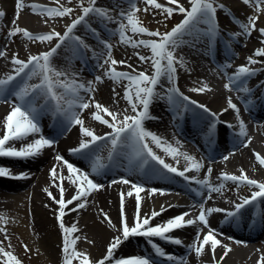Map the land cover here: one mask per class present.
Instances as JSON below:
<instances>
[{"label":"bare ground","instance_id":"obj_1","mask_svg":"<svg viewBox=\"0 0 264 264\" xmlns=\"http://www.w3.org/2000/svg\"><path fill=\"white\" fill-rule=\"evenodd\" d=\"M160 4L164 7L176 8L177 5L170 3V0H159ZM186 2L187 0H181ZM228 1L232 2L229 3ZM18 0H1L0 11L4 13L12 12L16 9V4ZM64 2V1H62ZM218 5L222 4L225 7L223 9H228L227 14L222 12V9L217 10L216 19L218 22L219 30L229 36L231 33L242 32L240 24L247 23L249 17H257L256 29L252 31L251 35H240L234 40L242 50L241 53H237L234 48H227L228 51L232 52L233 59L230 67L223 68L222 73L227 79L226 82L219 80V77L211 75L203 62V47L193 40L197 35H189L192 40L186 39L185 44L188 49L195 48L200 50V56L193 57L191 53L188 54L187 51H182L180 53H175L177 59L183 57L184 66L177 64L176 72V85L179 88V92L183 93L184 96L190 98V100H196L199 104H204L210 110L209 112L190 104L188 101L183 100L179 95L175 96V102L170 103L165 99H155L149 109L150 117L143 121V127L147 131L155 133L162 140V145L157 146L154 143L149 142V146L153 151L160 156L165 163L177 168L178 171H184L185 168H189V171L185 172V176L189 177L186 180L175 173L166 174L168 178L164 181L163 173L160 171H152V177L154 182L161 184L165 182L163 194L160 191L153 193L151 188H146L140 192V213L143 217L144 215H150L152 211H160L161 206L167 209L160 216L156 217L152 224L166 222L169 218L180 215L184 212H189V216L185 219L195 218L199 215L200 204L204 203L205 209L207 208H219L223 209V212H214L208 216L209 227L216 230L217 239L221 240L222 244H228L232 251L220 264H264V242L261 240V233L264 232V199L258 198L254 202L259 204L256 206L259 211L263 212V215L258 214L253 216L254 222L243 224L242 227L239 225H234L233 229L239 231H245L246 234H235L228 230L226 226V213L235 211V205L241 203L243 198L250 197L252 192L258 189L249 187L246 185H240L243 191L236 194L234 197L225 198L217 192H213L211 199H207L208 192L206 189L202 188L200 185L196 184L192 177L196 179L203 180L206 177L211 181L213 185H218V179L222 173H228L230 175H240L241 170L248 175L251 179H256L257 181L264 182V164H261L256 158L258 153L261 157H264L262 151L264 150V124L255 128H251L249 121L243 113V108L249 107L245 102V95L247 92L237 88L244 86V88L249 89L252 93L264 94V56L255 55L256 50L264 47V35H261L259 29L264 28V9L262 8L256 14L249 11L251 8L249 2L245 3L244 0H215ZM25 5L38 4L46 8H60L65 6H59L55 3H46L44 0H23ZM97 5H103L102 2H96ZM166 4V5H165ZM190 0L187 6L189 7ZM26 6L27 11L32 12V8ZM185 7V6H184ZM33 14L23 13L14 21H6V24L15 27L26 28L33 34L47 33L50 31L64 33L66 27L71 24L69 23H44L41 25L36 22L38 17L35 13ZM230 18V20L228 19ZM0 21L4 22L1 18ZM73 21V20H72ZM235 23L238 25V29H235L231 24ZM54 27V29H52ZM150 31H156L149 29ZM139 39H157L151 36ZM138 39V40H139ZM66 40V41H70ZM65 41V42H66ZM43 45L35 44L34 41L25 40L8 46L5 43H0V50L5 51V56L0 57V78H4L9 72H13L14 65L11 63L13 55H17L19 59L27 60L31 53L38 55L39 53L49 51L52 47H55L56 43H51L44 41ZM65 42L61 45L63 46ZM35 47V51L30 52V45ZM183 44V43H182ZM33 47V48H34ZM37 51V52H36ZM68 50L61 49L57 50L55 56L51 59V66L58 71L66 73V77H60L61 80H65L70 83L73 80L84 84L87 86L89 81L94 83V92L89 94L81 91L80 96L84 97L86 102H89L90 106L88 109H83L84 114L80 115V118L84 120V126L89 127L95 131L97 135L103 136L112 130L101 122L94 119L93 114L96 112L95 103L99 102L110 111L118 114V120H123L124 115H134L132 111L131 104L125 98V90L130 87L119 88L114 84L105 83L104 78L108 77L105 73L110 67H114L116 71L128 72L133 75L139 72H145L146 74L151 73L148 68L141 70L138 69L141 66L142 61L139 59L138 53L127 50L126 48H120L118 50L117 61H121L122 58L130 61L127 64L117 63L116 65L104 64L100 74L97 75V65L100 60L97 55L93 56L91 64L88 66L89 71L94 76L101 77L100 83L94 82L88 77H84L80 74L75 73L71 69V65L61 60L57 61V57H61V53L65 54ZM73 55L70 54L68 57L65 55L66 60H72ZM214 58L215 55H213ZM26 57V58H25ZM249 57L255 60L256 63H250ZM70 58V59H69ZM76 58V57H75ZM104 58V57H103ZM130 65V67H129ZM246 65L251 70H255V75L242 78L241 83L233 86L231 89L227 88L226 85L230 83L229 76L232 75L239 66ZM93 66V68H92ZM99 69V67H98ZM254 76H258V80L254 81ZM71 80H70V78ZM255 78V79H257ZM41 75L39 69L36 70V75H33L32 81L29 84H39L41 82ZM34 81V82H33ZM104 82V83H103ZM254 82V83H252ZM257 82V83H255ZM14 83V82H13ZM205 83H207L211 91L205 92H193L191 89L200 88ZM15 86V84L10 85V89ZM171 87L170 84L164 85L163 81L157 87V92L164 95V89ZM56 92L61 94L70 95L66 93L63 88L57 87ZM71 96V95H70ZM43 95L38 96V99L42 98ZM73 97V96H72ZM229 98H231L232 103L238 106L239 111H235L229 106ZM63 100H68V97L63 96ZM12 102H0V137L6 133L5 119L6 116L11 112L15 98H11ZM72 101V100H69ZM67 102V101H66ZM78 102V101H77ZM68 103V102H67ZM39 106V105H38ZM186 106V107H185ZM40 108V106H39ZM69 108H66V110ZM262 111L255 112L254 115L259 119L260 116L264 115V105L260 104L259 107ZM227 109V111H225ZM252 109V106H251ZM73 110V109H72ZM256 109L253 108V111ZM75 111V110H74ZM199 111L204 118L196 114ZM210 113H215L216 116L213 117ZM261 113V114H260ZM44 115V116H43ZM40 117V133H34L26 137L22 141H10L8 146H13L16 149L33 142L38 139L40 135L45 138H51L56 142L50 146L45 147L39 155L24 158H13V157H0V166L7 167L10 169L12 175H19L21 173H26L27 179H12L0 177V222H2L6 227L7 231H12L16 233L17 240L19 242H42V253L41 257L37 261L44 262L46 264H56V262L63 258V239L64 233L60 227V221L57 218L59 215V206L55 201L48 196L45 189L52 193V195L59 199V189L62 186L64 188V199L67 201L71 199L76 192V186L71 184L68 179V172L65 165L62 162L55 159L56 155H62L74 166L80 168L82 171L88 172L89 178L94 182L103 184L104 187L92 191L87 197V206L76 212L69 211L70 208L75 206L68 205L65 209L67 213L63 217V223L65 226L70 227L73 223L76 224L78 231L70 235V239L75 236H79L80 239L77 241L76 250L84 252L89 256L92 264H97L98 261L102 260L107 253V248L112 242L113 238L121 235L122 236V225H121V196L123 194V212L127 217L128 223L131 226L134 223L135 213H136V191L132 188L131 184H124L120 178L117 176L120 174L127 179H131L134 183H141L142 176H133L126 168L119 167L118 163L116 165H110L109 161H114L116 158L124 159L121 157L119 148L112 153L111 159L109 158V152L111 151V143L105 141L99 143L98 147L94 146L92 158H87L89 155H73L70 149L79 146L81 141L89 140V137H84L80 132L79 125H73L69 131L64 132L62 130V121L57 123L58 130L53 131L49 126V121H45V114ZM105 119L111 121V117L107 114L101 113ZM171 115H176L173 120L170 119ZM191 119V124L188 122ZM207 119V120H206ZM211 120V122L209 121ZM245 124V130L247 135L245 137H237V133L240 131V121ZM186 129H182L181 125ZM231 125V127H229ZM176 133L177 135H174ZM252 133H256L253 137ZM237 138V144L233 148V151L229 153L228 150L220 154H210L205 151L201 146H198L196 141L200 142L208 150H214L222 148V144L226 140H231V138ZM251 140L249 143L248 140ZM260 140V141H259ZM189 142L194 143L198 146L197 149L193 148ZM263 142V144H262ZM247 144V146H245ZM263 145V150H261ZM168 146L178 149L177 156L174 158L171 154L166 152L164 149ZM132 156L129 159L130 164L137 165V158L135 156L134 148L129 151ZM119 153V155H118ZM180 153H187L189 156L195 158L196 161L201 162L203 167L197 172L195 169L191 168V162L186 160ZM209 154V155H206ZM228 155V159L224 160L223 157ZM99 157L100 163L105 165L101 169L99 174L92 173L91 165L93 159ZM108 160V161H107ZM151 164L162 168L156 161L149 159ZM53 166L57 167L58 173L64 176V180L61 182L57 180L53 183V179L50 175V170ZM113 166V168H112ZM211 167L212 173L209 176L207 169ZM146 175H151L147 170L144 171ZM164 174V176L166 175ZM166 177V176H165ZM113 180L118 182L113 184ZM196 187L199 192H203V195L195 194L191 185ZM170 189H174L173 191ZM132 192V196H128V192ZM183 191V194L180 193ZM187 196L193 197L194 201L187 200ZM254 202L246 205L242 208V213H246L254 208ZM261 202V203H260ZM171 205V207H169ZM110 218L111 223L105 218L104 214ZM249 217V216H248ZM7 221L5 223L4 221ZM198 228H203L201 232V239L203 235L207 233L208 227H204L201 224L187 226L181 229L174 230L169 235H174L179 238L182 243L176 245L164 241L160 238H152L153 241L162 247L164 250L170 249L173 252L176 261H169L166 257H160L156 254L155 249L149 242V238L144 236H133L128 240L123 241L122 244L115 252V258H129L132 256H147L151 258L155 264H178L180 258H184L186 264H218L220 261V256L223 254V248L219 247L216 251L215 260L213 259L212 253L209 246H205L202 254L197 255L194 250L190 251L189 246L196 242V236ZM231 237V239H229ZM263 237V235H262ZM242 241V243L237 244L235 241ZM256 243V244H255ZM152 248L151 252L148 250ZM76 261V260H75ZM77 262V261H76ZM109 264V262H105Z\"/></svg>","mask_w":264,"mask_h":264},{"label":"snow or ice","instance_id":"obj_2","mask_svg":"<svg viewBox=\"0 0 264 264\" xmlns=\"http://www.w3.org/2000/svg\"><path fill=\"white\" fill-rule=\"evenodd\" d=\"M130 5L129 10L125 11L123 9L119 12V19L117 20L110 14V10L105 8L96 7V0H88V6H84V0H80V7L82 9V14L77 16L70 25L67 26L66 31L61 34L60 32L50 31L47 33L33 34L22 27H15L13 30L8 32V37L12 38L17 34H22L24 38L29 41H47L51 42L54 39L57 40L55 47H52L49 51L39 53L38 55H31L27 60L19 59L17 55H13L11 63L15 66L13 72L7 74L4 78H0V102H12L11 98H15L11 112L6 116L5 125L6 133L0 137V157H13V158H30L40 154V152L45 147L52 146L56 141L51 138H45L43 135H40L38 139H35L33 142L28 143L19 149H16L13 146H8L10 141H22L26 137L34 134L40 133V117L44 114L45 110L50 107L49 102L54 101V104L51 105L52 114L63 116L62 130L64 132L69 131L73 125H79L80 132L84 137H89V140L81 141L79 146L73 149H70V152L73 155H89L94 146L98 147L99 143L109 141L111 143V151L109 152V158L111 159L112 153L115 152L118 148H124L128 145H131L134 148L135 156L137 158V166L144 168L148 163L149 159L156 161L159 165L162 166L163 170H166L168 173H175L181 177H184L186 180L189 177L185 176V172L189 171V168H185L184 171H178L177 168L171 166L168 163L158 156L153 149L149 146V142L154 143L158 147L162 145V140L155 133L147 131L143 127V121L149 119V109L151 103L155 99H167L170 103L175 102V96L179 95L183 100L188 101L190 104L195 105L206 112L210 110L204 104H199L196 100H190L189 97L184 96L183 93L179 92V88L176 85V72L177 64L184 66L183 57L177 59L174 55V52L177 48L180 47L182 43H185V36L192 35V30L196 25L203 23L208 27L203 31V35L209 37L210 40H214L219 34V26L216 19V14L218 8L223 9L225 6L220 4L217 5L215 0H190L191 7L186 9L183 5L178 4V0H170V3L177 4L176 8L167 7L157 2V0H144L145 4L154 7L155 9H162L168 17H171L174 11H179L180 13L185 14V18L181 23L177 24L169 32L160 33L159 30L150 31L147 27L141 25V22L138 20L136 13L140 11L137 8V0H127ZM245 3H248V0H244ZM257 5L264 3V0H256ZM29 6L23 3V0H18L16 4L17 9V19L19 16L20 9ZM29 7L32 8L34 12L39 11L41 13H46L49 17H65L70 15L73 12L72 8L60 7V8H46L38 4H32ZM147 11V8L145 9ZM96 15L102 18L104 21L109 23H116L117 27L112 30V36H119V40L122 43L130 44L133 47L144 46L150 48L151 56H139V59L143 62L151 61L153 67V74L149 75L145 72H139L135 75L123 72L116 71L114 67H110L106 71V75L113 80L127 79L130 82V87L125 90V98L129 101L132 107L134 115H124L123 120H118V114L110 111L107 107L101 103H95L96 112L93 114L94 119L101 122L104 125H107L112 131L104 134L103 136L97 135L95 131L89 127L84 126V120L80 118L79 112L72 109H88L90 104L84 100V97L80 96V92L84 91L86 93L94 92V83L89 81L87 86L82 83H79L73 80L71 83L61 80L60 77L65 76L66 73L56 70L51 66V59L57 53V50L61 45L69 39L75 40L83 45V41L80 36L72 35L77 25H80L82 22H85L86 18L90 15ZM5 13L0 11V18L4 17ZM256 20L257 17H249L247 23L240 24L242 32L231 33L230 37L235 39L240 35L250 36L252 31L256 29ZM127 21V23H124ZM131 31L133 35L141 34L148 35L151 37H156L158 39H139L133 40L131 36L127 33ZM261 35H264V28L259 29ZM93 32L95 30L93 29ZM104 47L107 50V58L104 59L103 64H108L109 61L111 65H116L117 63L124 64L125 61H117L112 58V48L113 45L107 41H102ZM87 47V45H84ZM255 55L264 56V47L256 50ZM5 56V51L0 50V57ZM250 63H256L255 60H252L249 57ZM102 66V65H98ZM130 67V65H129ZM230 67V64L222 65L221 68ZM39 69V73L42 77L39 84H29L27 81L32 78L33 75H36V70ZM255 75V70L249 69L248 66L242 65L237 68V70L229 76L230 83L226 85L227 88L231 89L233 86L241 83L242 78H248ZM101 77L97 76L96 80L99 81ZM161 79H166L171 87L164 89V95L160 92H157V87L160 84ZM19 80V83L15 86V89H10V85H13V82ZM134 82V86L132 84ZM60 87L65 90L66 93H69L74 97L72 101H69V108L66 110L61 105L62 96L58 95L56 88ZM238 91L243 90L245 92L250 91L247 88H237ZM193 92H205L211 91L209 85L205 83L200 88L191 89ZM43 95L45 98V104L40 108L35 107V100L38 96ZM78 101V102H77ZM229 106L235 111H239L238 106L232 103L231 98H229ZM186 107V106H185ZM227 111V109H225ZM101 113L107 114L111 117V121L105 119ZM213 117L216 116L215 113H210ZM231 127V125H229ZM245 124L240 121V131L237 133V137H245L247 135L245 130ZM248 142L251 140L249 138ZM247 146V144H245ZM166 152L171 154L174 158L177 156L178 149L168 146L164 149ZM183 155L186 160L191 162V168L195 169L197 172L203 167L201 162L195 160L194 157L189 156L187 153H180ZM229 157L225 155L224 160H227ZM256 158L261 164H264V157H261L258 153ZM55 159L62 162L66 166L68 172V179L71 184L76 186L75 195L65 201L64 199V188L61 186L59 189V199H56L51 192L47 189L48 196L51 197L55 203L59 206V215L58 219L60 221V227L63 230L64 239H63V264H73L74 259L79 260V264H92L89 259V256L84 253L76 250L77 241L80 239L79 236L74 238H69L71 234L76 233L78 228L75 223L70 227L65 226L63 223V217L67 214L65 209L68 205L75 206L70 208L69 211L76 212L80 209H83L87 206V197L91 194L92 191L99 190L104 187L103 184L94 182L89 178V173L82 171L80 168L74 166L62 155H56ZM105 165L100 163L99 157L93 159L91 165L92 173L99 174L102 168ZM208 175L212 173V168L207 169ZM50 175L53 179V183L57 180L63 181L64 176L57 171V167L53 166L50 170ZM0 177L12 178V179H27L28 176L26 173H21L19 175H12L10 169L7 167L0 166ZM192 180L196 184L200 185L202 188L206 189L208 192L207 199H211L213 192H221L225 188L226 182H232L233 184L239 187L240 185H246L258 189L257 191L252 192L250 197L243 198L241 203L235 205V211L227 212L225 222H230L234 220L235 217L239 214V210L244 208L246 205L256 201L258 198L264 199V182L257 181L256 179H251L247 174L241 170L240 175H230L228 173H222L218 178L220 183L218 185H213L211 181L206 177L203 180L196 179L192 177ZM121 181L124 184H131L132 188L136 191V213L134 218V223L130 226L127 220V217L123 212V194L121 196V225H122V236L118 235L113 238L112 242L107 248V253L104 258L97 262V264H155V262L147 256H132L129 258H115V252L122 244L123 241L128 240L133 236H144L149 238V242L152 247L155 249V252L160 257H166L169 261H176L177 258L173 254L166 253L165 250L156 244L152 238H160L164 241L180 245L182 241L179 238H174L169 235L171 232L177 229H181L187 226H193L201 224L204 227H208V231L203 235L201 239V232L203 228H198L196 242L189 246V250H194L197 255L203 253L205 246H209L212 253L213 259L215 260L216 251L218 246L223 248V254L220 256V262H223L224 259L229 255L232 249L228 244H222L221 240L217 239L216 230L209 227L208 216L214 212H223V209L219 208H207L205 209L204 203H201L199 208V215L195 218L185 219L189 216V212H184L175 217L169 218L166 222L152 224V221L160 216L163 212L167 211L166 208L161 206L160 211H152L150 215L141 216L140 213V192L143 191L142 185L139 183H132L126 178H121ZM117 180H113L111 183H117ZM153 193L160 191L163 194L164 190L155 189L151 190ZM128 196H132V192L127 193ZM198 195H203V192H198ZM171 207V205L169 206ZM105 218L108 219V222L111 223L110 218L107 217L105 213ZM7 223V221H4ZM0 231H5V229L0 228ZM7 238V236H6ZM231 239V237H229ZM237 244L242 243V241H235ZM10 246V245H9ZM25 251H28L27 245H24ZM0 256L6 257L5 264H22V261L15 256L11 251H6L3 246V241H0ZM264 260V257L261 258ZM178 264H186L184 258H180ZM259 264V262H258Z\"/></svg>","mask_w":264,"mask_h":264},{"label":"rangeland","instance_id":"obj_3","mask_svg":"<svg viewBox=\"0 0 264 264\" xmlns=\"http://www.w3.org/2000/svg\"><path fill=\"white\" fill-rule=\"evenodd\" d=\"M44 1L46 3L50 2V3H55L59 6H65L68 8H72L73 12L70 15L65 16V17H56V16L49 17L46 13H41L39 11H36V12L32 11L35 13L36 17H38V20L36 22L40 23L41 25H43L44 23H56L59 21H60V23H69V22H72V20H74L77 16L82 14V9L80 7V0H44ZM62 1H64V2H62ZM98 1L99 2L101 1L103 3V5L101 4V5L96 6V7L105 8V9L110 10V14L113 17H115L117 20L119 19V12L121 9L129 10V8H130L129 3L127 1L124 2V0H96V2H98ZM121 2H122V4H121ZM157 2H160V1L157 0ZM228 2L232 3L230 1H228ZM248 2H249V6L251 7L249 9V11H252L251 13L256 14L257 12H260L259 10H261L262 8L264 9V3L257 5L256 0H248ZM0 3H1V0H0ZM179 3L182 4V1L178 0V4ZM183 3H184V6L186 9H190L191 4L189 5V7L187 6V4L189 3V0H187L186 2H183ZM216 4L218 5V3H216ZM84 6H88V0H84ZM136 6H137V8L140 9V11L136 13V15H137L138 20L141 22V25L144 27H147L148 29L159 30V32L162 34L165 32L171 31V29L173 27H175L177 24L181 23V21L185 18V14L180 13L179 11H174L173 14L171 15V17H168L167 14L162 9H155L152 6L145 4L144 0H137ZM146 8H147V11H145ZM165 8H167V7H165ZM127 10H125V11H127ZM227 10L228 9H222V12H224V14H227ZM32 12L27 11V9L24 7L22 9H20L19 16L22 15L23 13H28L31 15V14H33ZM92 17H94V16H92ZM1 19L4 22L0 21V43H5L8 46H12V45H15V44H18V43L24 41L25 38L23 37L22 34H17L16 36H14L12 38L8 37V32L13 30L15 28V26H14V24H12V25L6 24V21L12 22V21L17 19V9L12 10V12L5 13L4 17H2ZM228 19L230 20L229 17H228ZM93 21H95V20H93ZM105 23L107 25L109 24V22H106V21H105ZM124 23H127V21H124ZM231 25L234 26L235 29L239 28L238 25L235 23H232ZM110 26L113 30L117 27V24L113 22ZM207 27L208 26L204 25L203 23L196 25L195 28L192 30V32L193 33L196 32L195 34H197V35H195L196 37L194 39L191 38L190 36H188L187 37L188 41L190 39L191 40L193 39V40H195V42L197 44L199 43L200 46L205 48L206 47L205 41H209L210 39H209V37L203 35L202 33L204 30H206ZM52 29H54V27H52ZM66 29H67V27H66ZM66 29H65V31H66ZM112 30H111V32H112ZM238 30H240V29H238ZM220 33L218 34V36H220ZM127 34L129 36H131L133 40H138L139 38H142L143 36H148L146 34H144V35H141V34L133 35L130 30L128 31ZM221 35H225V34L222 33ZM193 36H194V34H193ZM154 38H156V37H154ZM105 39L107 42H109L113 45L111 55H112V58L115 60H117V58L119 56L118 50L120 48H122V49L126 48L127 50L132 51L135 54L138 53V56H151L152 55L150 48H146L144 46L133 47L130 44L122 43L119 40V36H112L111 33H109ZM224 39L222 41H224ZM25 40H27V39H25ZM54 42H56V39L51 41V43H54ZM227 42H228V44L230 43L229 46L231 49L234 48V50L237 51V53H241L242 50L240 49V47L237 44H235L234 40H232L229 36L227 37ZM34 43L38 44V45H43V43H45V42L34 41ZM34 43H28L27 45L29 47L30 45H32ZM33 47H34L33 45L30 46V49H31L30 52L35 51L34 50L35 47L34 48ZM97 48L103 51V53H104L103 61H104V59L107 58L106 48L104 47V45H101V44L97 45ZM182 51H187L188 54L191 53L193 57H196V55H198L200 52V50L198 51V49L196 50L195 48H193L191 50L188 49L187 45L185 43H183L180 45L179 48H177L175 50L174 54L175 53L178 54ZM31 54H33V53H31ZM101 55L102 54H99V58L101 57ZM227 57L231 58L232 54L230 56L228 54V56H226L225 59H228ZM61 58L62 57H57V61L61 60ZM231 59H233V57ZM121 60L125 61V64H127V65L130 63V61H128L124 58H122ZM109 64H111L110 61H109ZM70 65H71V69L73 71H77L76 67H75V59L70 61ZM98 65H102V66H99V69L97 66V70H96L97 72H95V74L97 73V75L100 74L104 64H103V62H100ZM220 66H216V68L221 69ZM145 68H148L151 73L154 72L151 61H148V62L142 61L141 66L138 69L134 68L133 70H141V69H145ZM9 73H11V72H9ZM79 73H81V72H79ZM83 74L87 75V77L92 79L94 82H98L96 80V76L89 75L87 73H83ZM70 80H71V78H70ZM161 80L163 81L164 85L169 84L166 79H161ZM103 81H105V83H107V84L117 85L119 88L127 87L128 85H130V82L127 79L113 80V79H110L109 77H106V78H104ZM99 83H100V80H99ZM132 84L134 86V82H132ZM62 96H66L70 100L74 99V97H72L70 95L63 94ZM68 105L69 104H67V103H62V106L65 109L68 107ZM73 110L79 112L80 115L84 114L83 110H80V109H73ZM243 113L245 115L244 109H243ZM170 117L172 119H174V118H176V115H171ZM246 118L249 121L251 128H255V127H258V126L264 124V119H261L260 121H256V120H253L251 118H248L247 116H246ZM174 135H177V134L174 133ZM252 136L255 137L256 133H252ZM189 143L193 148L197 149V147H195V145H193L191 142H189ZM262 144H263V142H262ZM262 144H261V146H262L261 150H263V145H264V144L263 145ZM121 154H123V153H121ZM262 154H264V150L262 151ZM87 158H90V156H87ZM119 178L121 179L124 177H119ZM220 182L221 181L219 180L218 184ZM143 189H146V187H143ZM242 191H243V188L241 186L237 187V185L233 184L232 182H226L225 188L221 192H219V194L221 196H224L225 198H229L231 196L232 197L236 196V194H239ZM0 228L5 229V231H0V241H3V246H4L5 250L11 251L15 256H17L22 261V264H46L44 262L37 261V259L39 257H41V253L43 252L42 251L43 250L42 249V242H19L17 240L16 233L12 232V231H7V227L2 222H0ZM6 236H7V238H6ZM24 245H27L28 251H25ZM151 250L152 249H149L148 251L151 252ZM62 253H63V250H62ZM6 259H7L6 257L0 256V264H5ZM56 264H63V258L59 259L56 262ZM73 264H79V260L74 259Z\"/></svg>","mask_w":264,"mask_h":264}]
</instances>
